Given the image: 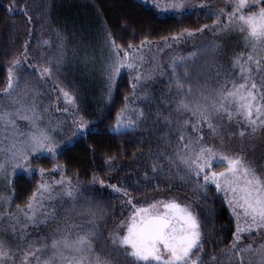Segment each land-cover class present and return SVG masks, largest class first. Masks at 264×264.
I'll return each instance as SVG.
<instances>
[{"label": "snow or ice", "instance_id": "obj_1", "mask_svg": "<svg viewBox=\"0 0 264 264\" xmlns=\"http://www.w3.org/2000/svg\"><path fill=\"white\" fill-rule=\"evenodd\" d=\"M153 3L156 8H160L155 0ZM190 7L193 6L187 0H169L165 5L167 10L180 14ZM229 7L231 11H227ZM200 8L209 9L208 16L215 17L212 23L198 28H183L170 37H162L166 47H171V42H178L182 38L194 40L205 32L216 34L231 31L240 34L244 42L243 49L233 54L232 71L225 73L222 83L220 72L217 71V86L211 91L201 87L198 92H193L187 65L201 52L217 48V44L209 42L198 45L188 57L172 59L169 90L174 86L177 92L172 111L177 114L190 113L195 119L176 121L178 135L174 149L171 153L149 152L152 162L148 167L153 174H163L167 170L173 174L170 178H177L184 183L193 182V191L203 189L206 192L210 184L215 185L217 191L224 193L237 220L233 241L221 251V256L229 258L228 264H245V261L247 264H264V240L255 246L254 242L241 243L244 233L251 235L253 230L264 232V163L257 164L255 160L249 159L243 148L231 150L222 137L219 147L215 142L207 143L203 132L206 126L213 136L220 134L222 125L216 123L217 117L221 120L226 117L228 121L235 118L239 131L230 135L239 136L241 140L246 136L255 138L258 132H264V0H228L224 7L218 9L201 3ZM23 11L27 15L26 7ZM27 18L30 22L31 17ZM28 43L25 41L23 50L11 59L5 85L0 88V173L25 166L31 173V160L38 158L33 154L46 153L55 159L63 143L56 139L57 129H62L59 122L43 125V117L35 102V96L39 93L27 79L29 75H35L46 82L54 73H58L64 61L63 44L53 64L51 57H32ZM42 43L50 44L48 40ZM151 43L145 36L138 44L133 41L126 45L119 44L110 31L106 33L109 51L105 65L108 99H111L121 69L135 73L132 77L133 96L142 82L151 78L152 73L141 70L145 62L144 50ZM38 59L43 62H35ZM181 65H185L183 75L177 71ZM159 67L156 65V68ZM54 87L63 97L65 107L62 111L74 116L71 136L82 134L88 122L83 116L77 117L69 111V106L76 108V97L62 86ZM144 99H149L147 92L144 93ZM127 100L128 97H125V105L116 114L112 128L115 132L135 130L145 119L144 110L132 109ZM157 117L169 125L173 122L171 113H157ZM18 120L27 121L26 130L21 129ZM189 127L191 133L187 131ZM67 142H71L70 139ZM115 159V156L106 157L109 168ZM163 160L168 163H163ZM217 165H223V169L216 171ZM53 171L60 173L59 180L52 178L49 181L46 178ZM39 173L40 181L26 202L16 205L15 212L3 208L4 205L11 208L13 198L0 194V223L8 225L7 229L0 228V264H222L215 255L209 261L204 259V224L194 204L187 198H152L150 202L146 198L140 202L135 201L127 186L117 184L108 186L124 198L121 206L130 211L109 232L111 247L106 250V254L95 247L101 234L97 218L103 217V211L94 210V200L90 201L86 213L88 218L82 223L65 217L64 223H57L49 235L32 239L26 231L29 224L37 228L40 225L50 226L51 222L58 220V207H62L66 201H71L75 206L81 198L88 199L85 193L95 183L101 186L106 183L94 174L88 188L82 187L78 178L73 183L72 178L66 175L64 166L59 163L54 164L51 171L41 167ZM152 178L148 171L144 172L145 181L150 182ZM134 190H138V187ZM9 230L12 237L23 245L22 248L13 249L6 243L4 233Z\"/></svg>", "mask_w": 264, "mask_h": 264}, {"label": "trees", "instance_id": "obj_2", "mask_svg": "<svg viewBox=\"0 0 264 264\" xmlns=\"http://www.w3.org/2000/svg\"><path fill=\"white\" fill-rule=\"evenodd\" d=\"M25 7L27 15L23 11ZM10 8L13 10L10 11ZM29 16L30 22L27 18ZM212 20L213 18L202 9H190L181 15H166L154 4L141 0H0V88L5 85L11 59L23 50L25 41H29L28 51L32 57H51L53 64L61 52L60 45L63 44L64 61L58 73H54L46 82L37 79L35 75L27 77L39 93L36 98L47 101L54 119L62 125L63 130L62 135L57 138L63 143L55 159L45 153L38 158H32L31 167H42L51 171L53 165L59 163L64 166L66 175L72 178L73 183L78 178L81 186L85 188L91 184L94 174L105 180L104 186L97 182L88 189L85 193L88 199L81 198L76 202L84 215L91 200L95 201L92 205L94 210L103 211V217L97 218L98 231L101 233L97 239L105 254L111 247L108 241L109 232L114 230L130 211L129 208L121 206L124 198L112 191L108 186L111 184L127 186L135 201L167 195L187 198V201L192 202L204 224L206 261L213 255L221 256V251L233 241L237 225L224 195L217 191L214 185L210 184L206 192L203 189L199 192L193 191V182L184 183L177 178H170L173 174L167 170L163 174H153L148 167L152 162L149 152L171 153L174 149L178 135L176 121L195 119L190 113L177 114L172 111L177 99L176 88L171 86L169 90L172 79L170 63L173 58L170 59L162 77L158 75L148 91L149 99H143L141 107L145 113L144 121L135 130L127 129L126 136L119 139L108 127V123L115 120L117 112L126 103L125 97L132 88L130 74L127 70H121L116 77L111 99H108L107 79H92L86 73L82 75L86 77H78L80 83H73L75 87L72 88L67 82L72 53L81 49L88 50L98 45L99 40L106 41L108 31L119 44L126 45L129 41L138 44L145 36L151 42H160L162 37H170L183 28L210 25ZM44 40H48L50 44L44 45ZM194 50L186 52L183 56L188 57ZM201 55L205 54L201 52L187 65L194 93L201 87L208 91L213 88L211 84L200 81L198 76L202 70V63L199 62L203 59ZM176 57L178 56L174 58ZM35 62L42 63L43 60L38 59ZM184 67L185 65H181L177 69L179 74L183 75ZM23 79L22 77V83ZM54 85L72 91L76 97V108L69 106V111L77 117L83 116L88 122L82 134L71 136V122L74 116L62 111L65 103ZM157 113H171L173 122L167 124L157 117ZM216 123L222 125L220 131L230 130L229 128L239 131L235 118L228 121L226 117L223 120L217 117ZM187 131L191 133V128ZM69 139L71 142H67ZM243 141L248 145L246 153L249 158L257 160L259 164L264 163V132H258L252 139L246 136ZM118 154V159L112 161L109 168L104 159L109 155ZM162 162L168 163L167 160ZM145 171L153 177L150 182L143 179ZM40 179V174L29 173L22 168L11 170L0 179V194L13 198L11 208L4 205V210L15 212L16 205L26 202ZM137 187L138 190H134ZM5 225L6 223H0V228ZM27 232L32 236L36 234L32 228ZM4 239L13 249L21 248V244L12 237L10 230L4 233Z\"/></svg>", "mask_w": 264, "mask_h": 264}, {"label": "rangeland", "instance_id": "obj_3", "mask_svg": "<svg viewBox=\"0 0 264 264\" xmlns=\"http://www.w3.org/2000/svg\"><path fill=\"white\" fill-rule=\"evenodd\" d=\"M141 1L147 4L148 3L154 4L153 0H141ZM155 2L160 4L159 9L161 10V12H163V14L181 15L180 13H177L172 10H167L165 8V5L169 2V0H155ZM187 3L189 5H192L193 7L188 8L185 12H187L190 9H201L200 8L201 3L211 5L212 9H218L220 7H224L228 3V0H187ZM202 10L206 11V13L208 14V11H209L208 8H204ZM231 10L232 9L230 7L227 8V11H231ZM212 18L213 20L215 19L214 16ZM209 42H214L215 44L218 45V47L215 49H207L203 51L205 55H201L203 59L202 61H199V62L202 63V70L198 73V76L201 78L200 81L206 82L207 84H211L212 87H216L217 86L216 73L217 71H219L220 72V82L222 83L225 73H230L232 71L231 63H232L233 54L238 53L239 51L243 49L244 42L239 33L231 32V31H225V32L216 33V34L212 32H205L203 35H197L194 40H185L182 38L178 42H171V47H166L163 41L152 42L151 46L145 48L144 50L145 62L141 69L145 73H152L151 78L142 82V86L136 90L135 96L132 95L133 89L131 88V91L127 96L128 97L127 103L130 105V107L135 110L142 109L141 106H142V102L144 99V93L145 92L148 93L150 88L154 85V82L157 80L158 75L162 77L161 72L163 73L165 72L166 67L169 66L168 63L171 61L170 59L174 58L175 56H178V57L183 56L186 52L192 49H195V46L206 44ZM108 58H109V51H108V47L106 45L105 40H99L98 45L93 46L88 50L81 49L79 51L73 52L72 59L69 61V64L71 66L67 72V82L70 83L72 88L75 87V85H72V84L76 83L78 85L80 83V81L78 80V77L82 76L84 73L89 75L92 79H94V77H97L99 79H107L105 65H106ZM156 65H159L160 67L156 68ZM154 68H156L155 72H153ZM124 70H127V69H124ZM128 73L130 74L131 85H132V82H133L132 77L135 76V73L134 72L130 73L129 71ZM82 77H86V76H82ZM35 102L37 104L39 112L41 113L43 117V125L50 126L49 122H51V125H55L58 123L54 119L52 115V111L50 110L49 106L46 104L47 103L46 100L38 99L35 96ZM115 120L112 123L110 122L108 123V127L111 130L113 126L115 125ZM17 123L20 125L22 130L27 129V121L18 120ZM229 129L230 130L220 131V134L218 136H213L210 133V131L207 129V127L205 126L203 129V132L205 135V141L210 144L215 142L217 143V146L219 147V140L222 137L224 139L225 144L228 145L231 150H239L243 148V150L246 152L247 151L246 147H248L247 143L241 140L239 136H231L230 133H237L238 131L231 130L234 128H229ZM113 132L116 134V136H118L119 139H121L126 136L127 129H122L120 132H115V131ZM62 133H63L62 129H57L56 139L59 136H61ZM44 154L45 153L33 154V155L40 156ZM113 156H115L116 157L115 160H117L119 154L113 155ZM104 160L106 161V158ZM255 161L257 164H259L257 160ZM31 168H32V172H36L40 174L39 168H34V167H31ZM22 169L27 170V166H25ZM222 169L223 167H220V165L215 166L216 171H221ZM10 171L11 169L7 170L5 173H0V179L4 178L5 175L8 174ZM46 178L49 179V181H51L52 178L59 180L60 173L53 171L52 175ZM222 194L224 195V193ZM152 198L167 199L168 196L167 195L151 196V197H148L147 199L150 202ZM143 201H145V199L140 200V202H143ZM56 203L57 205H59V201H57ZM81 211L83 210L79 208V206L76 205V203H75V206H73L71 201H66L62 207H58V220L57 221L51 222L50 226L40 225L38 228L29 224L26 231H28L29 228L34 229L36 231V234L33 235L35 238L39 236H47L50 234L51 228L55 227L57 223H60V224L64 223L65 217H68L70 221L75 220V222L77 223H82L88 217L86 214L84 215ZM234 218H235L236 225H237L236 217L234 216ZM241 226L242 227L244 226L243 223H241ZM3 228L7 229L8 225L6 224ZM243 235H244V240L241 241V243L243 244H246L248 242H254V246H255V245H258L262 240H264V232L257 233L256 230H253L251 235H248L247 233H244ZM33 236L30 235L32 239H35ZM99 242L100 241L97 239L95 243V247L98 251H101L102 249L100 248ZM22 247L23 245L21 244V248ZM218 258H220V260L222 261V264H228L229 258L227 256H219ZM245 264H247V261H245Z\"/></svg>", "mask_w": 264, "mask_h": 264}]
</instances>
